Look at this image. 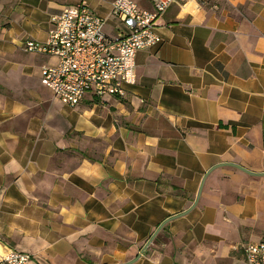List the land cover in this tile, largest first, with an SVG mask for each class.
Wrapping results in <instances>:
<instances>
[{"label":"crops","instance_id":"obj_1","mask_svg":"<svg viewBox=\"0 0 264 264\" xmlns=\"http://www.w3.org/2000/svg\"><path fill=\"white\" fill-rule=\"evenodd\" d=\"M82 1L108 34L123 28L113 0H0V249L29 264H247L264 174L233 164L264 173V0L171 6L126 94L70 106L42 75L56 57L24 45Z\"/></svg>","mask_w":264,"mask_h":264},{"label":"built area","instance_id":"obj_2","mask_svg":"<svg viewBox=\"0 0 264 264\" xmlns=\"http://www.w3.org/2000/svg\"><path fill=\"white\" fill-rule=\"evenodd\" d=\"M197 1L152 0V7L144 8L136 0H113L109 16L123 25L113 35L105 31L107 17L82 1L53 17L46 42L28 39L24 49L56 57V63L42 66V75L47 87L67 105L79 104L87 93L122 96L127 85L137 82L138 50L162 40L157 32L159 18L173 5H199ZM243 250L247 264H264V239L245 243ZM30 260V254L1 245L0 264H29Z\"/></svg>","mask_w":264,"mask_h":264},{"label":"water","instance_id":"obj_3","mask_svg":"<svg viewBox=\"0 0 264 264\" xmlns=\"http://www.w3.org/2000/svg\"><path fill=\"white\" fill-rule=\"evenodd\" d=\"M233 164V163H232ZM239 168H242L243 170L247 171L248 173L250 174H254V175H258V174H264V173H255V172H252V171H249L247 169H245L244 167L240 166V165H237V164H233ZM191 210V207L185 211H183L182 213H178L176 215H173L169 218H167L166 220H164L160 226L156 229V231L153 233V235L150 237V239L148 240V242L146 243V245L143 247L142 251L141 252H144V250L146 249V247L154 240V238L156 237V235L159 233L160 229L164 226V224H166L168 221L172 220L173 218L175 217H178V216H181V215H184L186 213H188L189 211ZM134 260H131L129 261L128 263H132Z\"/></svg>","mask_w":264,"mask_h":264}]
</instances>
